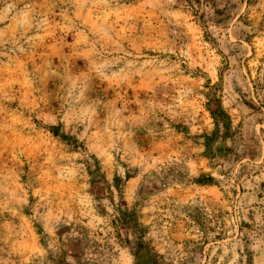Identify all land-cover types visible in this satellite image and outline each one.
Wrapping results in <instances>:
<instances>
[{
  "label": "rangeland",
  "instance_id": "1",
  "mask_svg": "<svg viewBox=\"0 0 264 264\" xmlns=\"http://www.w3.org/2000/svg\"><path fill=\"white\" fill-rule=\"evenodd\" d=\"M0 264H264V0H0Z\"/></svg>",
  "mask_w": 264,
  "mask_h": 264
}]
</instances>
